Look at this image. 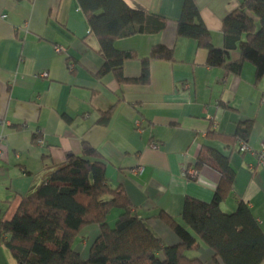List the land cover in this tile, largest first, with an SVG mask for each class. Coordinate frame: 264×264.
Wrapping results in <instances>:
<instances>
[{
    "label": "crops",
    "instance_id": "1",
    "mask_svg": "<svg viewBox=\"0 0 264 264\" xmlns=\"http://www.w3.org/2000/svg\"><path fill=\"white\" fill-rule=\"evenodd\" d=\"M123 1L168 23L159 34L115 42L118 52L138 55L125 62L119 81L112 72L100 75L106 60L79 0H0V219L11 221L47 169L69 154L82 155L86 143L107 159L109 184L126 193L165 246L182 244L172 226L187 228L188 198L214 200L222 175L212 153L228 158L235 173L222 211L232 214L246 204L264 232V165L225 140L248 125V144L263 149L264 78L257 81L248 63L240 75L209 67L207 49L178 37L187 0ZM193 2L212 45L224 49L223 22L241 0ZM157 46L172 50L173 60H150L144 78V60ZM239 60L232 52L230 61ZM199 162V177L188 178L187 169ZM139 167L144 173L135 175ZM100 234L98 225L84 227L74 251L89 259ZM188 255L214 263L199 240ZM0 264H18L4 245Z\"/></svg>",
    "mask_w": 264,
    "mask_h": 264
},
{
    "label": "trees",
    "instance_id": "2",
    "mask_svg": "<svg viewBox=\"0 0 264 264\" xmlns=\"http://www.w3.org/2000/svg\"><path fill=\"white\" fill-rule=\"evenodd\" d=\"M89 16L92 31L99 38L106 72L123 81L125 62L138 59L135 52H118L116 41L136 35H155L165 30L168 20L149 16L129 7L123 0H79ZM193 0H187L177 35L198 42L209 51L207 65L240 75L245 64L256 69L257 81L264 78V0H241L239 7L223 22L225 47L217 50L212 36L200 21ZM232 52L240 60L230 61ZM150 60L172 61L173 51L157 46L144 60V78ZM248 125L240 126L234 137L225 138L238 151V141H248ZM216 138L215 133L210 134ZM221 136L219 137V139ZM222 179L211 203L188 198L183 212L186 227L172 228L182 240L178 246H165L139 218L126 193L113 188L106 177L108 161L95 148L84 143L82 155L69 154L66 161L47 169L45 180L23 198L11 221L0 219V246L12 253L18 264H203L188 253L199 241L214 253L213 264H262L264 232L246 204L232 214L221 209L235 173L228 158L212 153ZM204 163L188 168L198 173ZM119 211L114 226L109 217ZM165 220V215L159 217ZM98 225L101 234L94 242L89 259L83 260L73 246L81 230Z\"/></svg>",
    "mask_w": 264,
    "mask_h": 264
},
{
    "label": "built area",
    "instance_id": "3",
    "mask_svg": "<svg viewBox=\"0 0 264 264\" xmlns=\"http://www.w3.org/2000/svg\"><path fill=\"white\" fill-rule=\"evenodd\" d=\"M46 76V75H44ZM152 148L156 149L158 148L157 145L152 144ZM238 147L241 153H251L252 155L256 156L258 161L260 162L261 165H264V146L263 149L260 151H255L249 144L248 142L244 140H239L238 141ZM144 168L139 167L136 170L133 171L135 175H142L144 173ZM185 175L190 176L192 178H196L198 176V173L195 170H188L185 172Z\"/></svg>",
    "mask_w": 264,
    "mask_h": 264
},
{
    "label": "rangeland",
    "instance_id": "4",
    "mask_svg": "<svg viewBox=\"0 0 264 264\" xmlns=\"http://www.w3.org/2000/svg\"><path fill=\"white\" fill-rule=\"evenodd\" d=\"M112 215H113V218H112V219H109V220H110L109 223H110L111 226H114V225L116 224V222H117V219L114 220V221H113V219H114L116 216H118V214H117V210L114 211V212L112 213Z\"/></svg>",
    "mask_w": 264,
    "mask_h": 264
}]
</instances>
